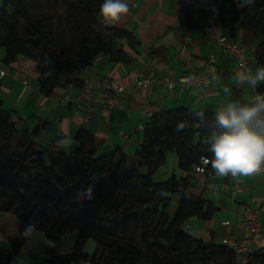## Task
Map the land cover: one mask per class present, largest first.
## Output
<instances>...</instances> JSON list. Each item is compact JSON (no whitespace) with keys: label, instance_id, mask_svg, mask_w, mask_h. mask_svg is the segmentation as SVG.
I'll return each mask as SVG.
<instances>
[{"label":"trees","instance_id":"16d2710c","mask_svg":"<svg viewBox=\"0 0 264 264\" xmlns=\"http://www.w3.org/2000/svg\"><path fill=\"white\" fill-rule=\"evenodd\" d=\"M222 2L227 7L220 25L231 39L243 33L244 44L253 46L256 67L264 64V0ZM39 4L43 11L32 12L24 0H2L0 48L5 66L19 58L34 62L38 90L46 97L58 87L83 88L79 74L100 56L115 64L129 61L120 41L131 48L139 44L131 32L100 24V0ZM258 90L264 92V84ZM2 105L0 99V214L17 218L22 237L6 239L0 264H13L35 232L48 242L41 264H264L262 251L242 263L232 248L206 244L185 229L191 219L209 220L216 211L202 196L187 193L193 168L211 156L206 141L215 128L214 114L159 110L128 157L120 149L101 152L81 129L68 149L59 137L41 144L50 125L38 120L29 128ZM181 122L184 128L178 129ZM169 152L177 158L179 173L156 182ZM204 169L206 178L216 175L210 163ZM89 184L93 199L80 195ZM29 224L35 230L25 234ZM89 240L95 243L90 255L84 253Z\"/></svg>","mask_w":264,"mask_h":264},{"label":"crops","instance_id":"0c3cea01","mask_svg":"<svg viewBox=\"0 0 264 264\" xmlns=\"http://www.w3.org/2000/svg\"><path fill=\"white\" fill-rule=\"evenodd\" d=\"M195 2L137 0L136 7L114 19L111 26L131 32L139 44L131 48L125 41H120L129 61L115 64L108 57L100 56L92 67L79 74L84 85L90 84L93 88L90 118L85 117L84 103L60 102L66 93L76 95L82 88L58 87L50 96L42 95L37 86L35 64L24 58L6 65L5 76L0 78L3 109L14 111L15 116L25 121L29 128H33L38 120L48 123L50 131L39 139L41 144L47 145L50 140L59 137L63 139V147L68 149L74 144V134L81 129L94 137L102 148L101 152L120 149L128 157H133L149 119L147 112L152 108L156 109L155 113L183 108L190 112L215 114L218 107L229 101L247 102L255 95L252 86L236 78V73L241 71L233 57L223 53L213 38L205 33L204 13ZM226 7L224 2L220 4V16ZM231 40L247 48L254 72L257 68L254 49L244 44L246 36L240 33L237 40ZM210 56L215 59L210 67V85L201 88L178 84L183 77L205 70ZM3 57L4 50L0 48V62ZM149 77L153 80L144 88H134L130 84L133 79ZM104 78H108L113 85L110 94L116 93L117 87L123 88L116 107L108 112L99 108L106 97L100 86ZM225 88L229 91L225 92ZM122 132L132 134L123 138L120 136ZM160 170L167 175L179 173L174 153H167L165 165ZM207 181L210 188L194 182L187 193L195 198L202 196L216 211L209 220L191 219L188 234L206 244L215 245H221L226 238L237 239L244 234L241 214L246 206L257 210L260 221L264 223V168L249 176L210 175ZM213 185L218 188L212 189ZM172 207L174 209V202ZM10 236L22 237L17 218L11 213L1 214L0 247L7 244L6 239ZM47 244L43 234L32 233L13 264L43 263ZM252 249L264 252V242L254 243Z\"/></svg>","mask_w":264,"mask_h":264},{"label":"clouds","instance_id":"9594fccd","mask_svg":"<svg viewBox=\"0 0 264 264\" xmlns=\"http://www.w3.org/2000/svg\"><path fill=\"white\" fill-rule=\"evenodd\" d=\"M132 4L133 0H100V10L109 16H120ZM236 78L250 85L264 82V64L254 72L250 69L237 72ZM214 124L206 141L211 156L206 157L204 163H210L216 175L249 176L264 168V93L257 92L245 103L229 101L218 107ZM177 127L184 128V123ZM80 195L93 199L94 185H86ZM35 227L29 224L25 234L33 232Z\"/></svg>","mask_w":264,"mask_h":264},{"label":"built area","instance_id":"2783aa9c","mask_svg":"<svg viewBox=\"0 0 264 264\" xmlns=\"http://www.w3.org/2000/svg\"><path fill=\"white\" fill-rule=\"evenodd\" d=\"M222 3V0H196L195 5L204 13V21H205V33L213 38L216 45L221 49L223 53H229L237 67L241 72H245L247 70H251V64L249 58L247 56V48L242 45H238L233 42L231 38L228 36L227 30H225L220 25V12L219 7ZM137 6V0H133V4L131 8ZM130 8V9H131ZM100 24L103 27H110L112 22L117 16H109L107 14H101ZM215 59L210 56L207 65L205 66V70L200 72H193L182 79L179 80L178 84L180 86H197V87H207L211 84L210 79V67H212ZM6 69L5 65L0 62V78L5 76ZM153 79L149 78H141V79H133L130 81V84L134 88H144L146 87ZM161 82V81H158ZM100 86L106 94L105 99L100 102L99 108L102 112L112 111L119 100V93L123 91L122 87H117L115 89L116 93L110 94L112 91L113 85L108 78H104ZM254 94L257 92H262L258 90L259 85H251ZM264 93V92H262ZM93 99V88L90 84H85L82 88L81 92L76 95H70L66 93L63 97L60 98V102H82L84 103V112L85 117L90 118L93 108L91 106V101ZM156 109L152 108L147 112L148 118L152 117L155 113ZM135 133V132H134ZM132 133H120V136L123 138L129 137ZM206 164L204 163V158L201 159L199 165H196L192 170V177L194 182L199 185L210 188V185L207 181L205 169ZM212 189H217V186H212ZM242 231L244 234L241 237L235 238H226L223 239L222 245H225L229 248H232L236 254V258L239 262L247 263L250 255L257 253L252 249V245L258 241L264 242V223L260 221L259 213L257 210L246 206L244 207L242 214ZM188 223L185 225V229H187Z\"/></svg>","mask_w":264,"mask_h":264},{"label":"rangeland","instance_id":"374dc122","mask_svg":"<svg viewBox=\"0 0 264 264\" xmlns=\"http://www.w3.org/2000/svg\"><path fill=\"white\" fill-rule=\"evenodd\" d=\"M24 1L26 2L29 10H31L32 12H41V11H43L42 5L39 4V3H41V0H24ZM1 2H2V0H0V4H1ZM67 146L68 145H66V147ZM158 173L155 176L156 182H161L162 180H165L169 176V174L168 175L164 174V172L162 170H160V172H158ZM214 190H216V189H214ZM175 203H176V201H175ZM175 203H174V207H175ZM187 227L189 228V223H188ZM71 239H72V237H69V239L65 241V243L68 246L71 243ZM94 247H95V243L92 240H89L87 242V244L85 245V247H84V253L90 255L93 252Z\"/></svg>","mask_w":264,"mask_h":264}]
</instances>
